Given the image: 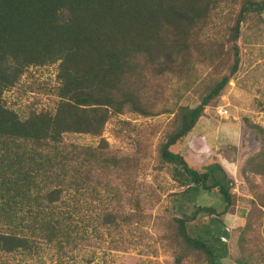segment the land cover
Wrapping results in <instances>:
<instances>
[{"label": "trees", "instance_id": "obj_1", "mask_svg": "<svg viewBox=\"0 0 264 264\" xmlns=\"http://www.w3.org/2000/svg\"><path fill=\"white\" fill-rule=\"evenodd\" d=\"M251 24L264 29V0H0V264L47 253L50 264H90L98 251L102 264H221L235 184L174 148L219 104ZM261 96L264 113V84ZM240 121L254 148L240 161L250 200L229 240L236 264H264V181L253 182L264 180V127ZM215 190L222 209L196 204ZM155 208L171 219L151 222L144 251ZM158 250L163 263L147 258Z\"/></svg>", "mask_w": 264, "mask_h": 264}, {"label": "rangeland", "instance_id": "obj_2", "mask_svg": "<svg viewBox=\"0 0 264 264\" xmlns=\"http://www.w3.org/2000/svg\"><path fill=\"white\" fill-rule=\"evenodd\" d=\"M241 32L242 36L237 43V45L240 47V70L230 79L224 92L218 98V105L224 107L233 120L247 116L252 121L262 124L264 127V113L254 111L253 105L255 103L254 100H259L260 98H262L261 91H263L262 86L264 83V29H262L260 26L257 27L255 24L243 25ZM35 75L41 79H46L48 77H54L55 71L54 68H50L48 71H40L35 73ZM251 95L253 96L252 99ZM5 98L9 100L11 104L14 98V94L12 92H8L5 94ZM214 109L215 108L213 107H206V112L209 115L208 117L210 118V122L203 121L201 124L197 125L194 131L189 135L184 136L183 140L178 144L177 147L174 148L175 151H177L184 157L185 161L190 167L198 169L199 171H202L203 167L205 168L210 160L213 161L214 165H216L222 163L223 160L225 161V159L227 158H231L232 160L236 159L235 162L237 163V165H241L240 160H245L247 156H252V152H254V148H252V146L250 149L248 148L251 145L249 138L250 132L244 130L242 128V124L239 123V121L230 120L229 116L220 117L219 115H216ZM213 123L219 126H216ZM102 137L109 141V143L113 146L114 144H117L115 141H113L108 128L104 131ZM70 140L77 144L83 143L86 145H90L96 143V140L93 137L85 136H73L70 138ZM241 140L244 141L242 146L239 143L241 142ZM224 144L227 145L224 146ZM232 146H236L237 150H235ZM155 156V153L152 152L151 158L154 159ZM152 164L154 163L152 162ZM223 167L224 164L221 168ZM228 171L231 173L230 170ZM146 172L149 179V175L154 172L153 166L151 164L147 167ZM160 174L161 178L166 177L164 173ZM262 181L264 180L253 179L254 183L260 182V184H262ZM240 184H242L240 181L239 183L235 182V188L233 191L234 204L232 206V209L230 210L231 213L226 215L223 220V222L226 223L225 228L228 229L229 238L230 236H233L231 235V229L233 228L232 223L234 217H236L237 219L245 218L249 206L244 201H249L250 198L247 196H243L242 190L239 189ZM195 202L196 204H200L202 206L214 207L217 210L222 209L223 207L222 199L217 194L216 190L212 193L201 195L199 198V202L196 201L195 196ZM162 204L164 206L166 202L164 201L162 202ZM184 212L185 211L182 210V212L178 214L182 215L184 214ZM152 214V219L143 228L145 232V241L140 247L139 245H137V247L143 249L144 251L148 250L150 246H153L152 240L153 238H157L158 229H153L151 222H169L171 219L164 212V209L155 208ZM207 219L208 218L204 217V219L200 220L201 222L206 223L208 221ZM211 229L214 233L217 234V229H219L218 223L214 222L213 224H211L210 230ZM134 240L138 239H136L135 237ZM222 241L226 243L227 254L225 258L221 259V264H227L226 262H233L236 264V259L239 254L235 249V244H233L231 240L225 238H222ZM145 245L149 246L146 247ZM156 247L159 248L157 244ZM131 253L133 256H136L137 254L134 250ZM51 256V253H47L42 256L39 261L43 262V264H50ZM107 258H109V255L107 256ZM147 258L163 263V261L167 259L168 256L162 254L161 251L158 250L157 256L150 255ZM54 261L55 260H53V262ZM102 263V251H98V254L94 256L93 261L90 264ZM14 264L24 263L15 262Z\"/></svg>", "mask_w": 264, "mask_h": 264}, {"label": "clouds", "instance_id": "obj_3", "mask_svg": "<svg viewBox=\"0 0 264 264\" xmlns=\"http://www.w3.org/2000/svg\"><path fill=\"white\" fill-rule=\"evenodd\" d=\"M240 70V69H239ZM239 72V71H238ZM232 78V77H231ZM230 78V79H231ZM264 84V83H263ZM263 87V86H262ZM253 98V96L251 95V99ZM250 105H251V103H250ZM206 107H213V106H206ZM206 107L204 108V114H205V116H203V118L201 119V123L203 122V121H208L210 118L208 117L209 115L207 114V112H206ZM213 108H215L214 109V111H215V113H216V115H219L220 117H223V116H225V117H227V116H229V119L230 120H233V119H231V116H230V114H228L227 113V111H226V109L224 108V107H222V106H219V105H217L216 107H213ZM255 111V110H254ZM211 117V116H210ZM244 117H247V116H244ZM241 118H243V117H241ZM240 118V119H241ZM240 119H234L233 121H239V123H241V121H240ZM226 120H227V118H226ZM225 120V121H226ZM210 121V120H209ZM224 121V122H225ZM214 122V121H213ZM256 123V122H255ZM215 124V123H214ZM217 125V124H216ZM262 125V124H261ZM217 126H219V125H217ZM190 133H192V132H190ZM189 133V134H190ZM188 134V135H189ZM187 136V135H186ZM201 139H203V138H201ZM236 161V159H234V160H232L231 158H227V159H225V161L223 160V162L222 163H220V164H218L220 167H222L223 166V164H224V167L222 168V169H224L227 173H228V175H229V179L230 180H232L233 182H234V184H235V182H238L239 183V181H241V182H243L244 180H243V178H242V175H241V173H240V165L238 164L237 165V163L235 162ZM241 161V160H240ZM211 164H214L213 162L211 163ZM210 164V165H211ZM239 166V167H238ZM204 168V167H203ZM228 170H230L231 171V173L228 171ZM235 173H236V177H235ZM205 194H207V193H205ZM205 194H203V195H205ZM200 194H198L197 196H196V201L197 202H199V198H200ZM222 199V198H221ZM222 204H223V202H222ZM198 205V204H197ZM214 208V207H213ZM230 214V213H229ZM236 217H234V219H235ZM234 221V220H233ZM223 229H226L225 227H221V230H220V234H219V236H220V239H221V241H222V238H224L223 236H222V230ZM227 230V232H228V229H226ZM226 239V238H225ZM227 239H230L229 238V234H228V238ZM225 243V242H224ZM227 264H235V263H233V262H226Z\"/></svg>", "mask_w": 264, "mask_h": 264}, {"label": "water", "instance_id": "obj_4", "mask_svg": "<svg viewBox=\"0 0 264 264\" xmlns=\"http://www.w3.org/2000/svg\"><path fill=\"white\" fill-rule=\"evenodd\" d=\"M222 236L224 237V238H228V232H227V230L226 229H223L222 230Z\"/></svg>", "mask_w": 264, "mask_h": 264}, {"label": "crops", "instance_id": "obj_5", "mask_svg": "<svg viewBox=\"0 0 264 264\" xmlns=\"http://www.w3.org/2000/svg\"><path fill=\"white\" fill-rule=\"evenodd\" d=\"M207 122H210L209 120L207 121ZM214 124V123H213ZM214 125H216V124H214ZM217 126V125H216Z\"/></svg>", "mask_w": 264, "mask_h": 264}]
</instances>
